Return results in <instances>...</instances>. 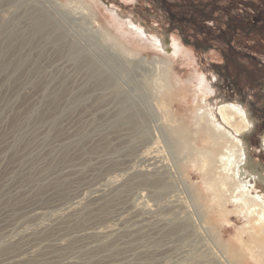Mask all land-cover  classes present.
I'll use <instances>...</instances> for the list:
<instances>
[{
  "label": "rangeland",
  "instance_id": "obj_1",
  "mask_svg": "<svg viewBox=\"0 0 264 264\" xmlns=\"http://www.w3.org/2000/svg\"><path fill=\"white\" fill-rule=\"evenodd\" d=\"M225 105L264 192V0H0V264H264Z\"/></svg>",
  "mask_w": 264,
  "mask_h": 264
},
{
  "label": "bare ground",
  "instance_id": "obj_2",
  "mask_svg": "<svg viewBox=\"0 0 264 264\" xmlns=\"http://www.w3.org/2000/svg\"><path fill=\"white\" fill-rule=\"evenodd\" d=\"M135 29L139 30L136 26ZM217 114L221 119L217 118ZM200 115L212 131V136L219 135L212 141V146L218 150L214 160L224 177L221 187L229 192L228 200L238 216L245 220L248 226L246 232L251 233L250 237L264 247V192L260 190L259 176L245 169L248 147L240 138L246 131L253 129L252 119L239 105L219 106L216 111L208 108ZM262 146L264 148V135Z\"/></svg>",
  "mask_w": 264,
  "mask_h": 264
},
{
  "label": "trees",
  "instance_id": "obj_3",
  "mask_svg": "<svg viewBox=\"0 0 264 264\" xmlns=\"http://www.w3.org/2000/svg\"><path fill=\"white\" fill-rule=\"evenodd\" d=\"M221 46H222V44L221 45H218V48H219L220 51L222 50V47ZM218 48H217V50H218ZM217 50H215V51H217Z\"/></svg>",
  "mask_w": 264,
  "mask_h": 264
}]
</instances>
